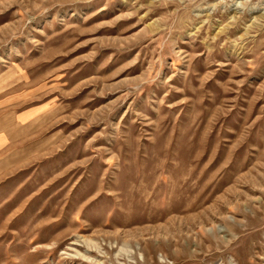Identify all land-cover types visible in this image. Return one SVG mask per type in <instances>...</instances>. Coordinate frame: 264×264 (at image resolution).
I'll return each instance as SVG.
<instances>
[{
    "label": "rangeland",
    "instance_id": "374dc122",
    "mask_svg": "<svg viewBox=\"0 0 264 264\" xmlns=\"http://www.w3.org/2000/svg\"><path fill=\"white\" fill-rule=\"evenodd\" d=\"M0 264H264V0H0Z\"/></svg>",
    "mask_w": 264,
    "mask_h": 264
},
{
    "label": "crops",
    "instance_id": "0c3cea01",
    "mask_svg": "<svg viewBox=\"0 0 264 264\" xmlns=\"http://www.w3.org/2000/svg\"><path fill=\"white\" fill-rule=\"evenodd\" d=\"M12 97L0 95V168L8 166L43 114L38 106L15 108Z\"/></svg>",
    "mask_w": 264,
    "mask_h": 264
}]
</instances>
